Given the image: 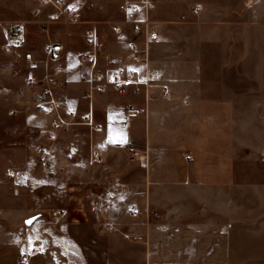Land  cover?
<instances>
[{"label": "rangeland", "instance_id": "obj_1", "mask_svg": "<svg viewBox=\"0 0 264 264\" xmlns=\"http://www.w3.org/2000/svg\"><path fill=\"white\" fill-rule=\"evenodd\" d=\"M19 1L20 4L33 5L38 12L30 18L10 20H27V38L12 51L6 50L3 45L0 50V215H94L100 218L101 215L123 213L134 215L130 212L135 208L140 209V213L135 215H145L151 221L163 215H190L188 219L178 221L179 227L188 222L198 226L202 232L208 230L209 224L212 247L213 242L222 241L223 252L220 255H226L237 264H264V74L250 75V61H246L245 74L226 77V102L219 107L218 102L213 101L219 96V76L174 77L170 75L169 68L153 71L151 66L155 61H164L166 56L170 59L176 51L184 54L183 58L192 52L195 53L193 56H197V50L203 46L187 43L188 35L203 36L206 31L187 28L189 12L182 11L180 20L184 22L180 25L183 27L177 28V33H172L169 27H160L167 43L164 45L158 41L152 45L149 67L150 85L154 88L151 86L150 94L161 100L172 99L175 93L174 98L177 99H192L190 96L203 99L201 93L196 92L197 85L203 81L210 83V107H194L193 111L191 108L162 110L175 112L179 124H186L187 120L196 124L210 120L212 130L205 134V140H202V131L194 138L178 133V140L170 131L158 135L162 146L173 148L178 145V155L161 157L163 163H170L177 171L150 173L145 170L139 163V159L144 157L139 143H132L125 146L130 153L127 159L130 164L123 163L121 155L117 156L114 163L89 170L80 184L75 183L80 175L73 169L57 172L52 168L49 172H35L32 165L41 164L39 150L42 146L52 145L53 152L65 154L75 162L82 158L81 154L88 156L91 135L90 126L86 124L54 125L53 116L44 109L40 111L41 104L32 100L26 83L28 74L34 72L38 78H45L56 67H62V73L54 75L52 88L62 104L64 117L69 119V109L78 107L81 110L86 106L85 102L82 103L83 95L87 96L88 85L84 76L86 64L83 50L84 36L93 26L89 21L98 22L101 40L99 61L104 69L127 61L128 44L123 34L114 33L110 28V20L124 18L114 0H95L93 6L84 7L82 18L88 22H53L48 32L40 24L50 7H38L34 0ZM75 1L81 3V0ZM152 16L155 18L153 11ZM4 22L8 21H3L2 27L0 25V43L5 39ZM126 28L127 24L123 32ZM48 39L62 46L49 65L42 54V47ZM31 50H34L35 57L32 65L25 59V54ZM262 67L264 69V60H260ZM172 79H177L176 92L171 89ZM167 86L169 88L166 89ZM125 95L129 100L127 103L131 104V92ZM96 100L99 103V99ZM12 110L16 112L12 113ZM163 116L160 117L162 125L172 122L163 119ZM143 146L148 148L149 143ZM186 153H190L191 159L185 157ZM36 176L42 182L30 181ZM49 176L52 182L43 183V179ZM98 180L125 182L129 186L125 185L124 191L116 190L127 193L128 197L120 200L118 208L96 198L104 190L96 187ZM153 180L157 187L148 188ZM144 182L147 184L145 202L141 201ZM75 190L79 199L74 194ZM149 195L152 196L150 199ZM95 199L100 202L96 210L92 208ZM5 220L0 221L2 228H10ZM98 221L101 226H107V221ZM22 259L20 255L19 261Z\"/></svg>", "mask_w": 264, "mask_h": 264}, {"label": "crops", "instance_id": "obj_2", "mask_svg": "<svg viewBox=\"0 0 264 264\" xmlns=\"http://www.w3.org/2000/svg\"><path fill=\"white\" fill-rule=\"evenodd\" d=\"M114 1L119 3L121 0ZM151 1L159 29L169 27L172 33H177L176 29L183 27L180 24L184 22L180 20L181 12L187 11L190 16L187 28H202L206 31L203 36L190 34L186 37L188 44L203 45L197 50V56H193L195 53L192 52L190 56L183 58L184 54L176 51L170 59L166 56L164 61H155L151 66L153 71L169 68L170 75L174 77L219 76V96L213 100L218 102L219 107L226 102V77L245 74L243 71L246 61H250V75L264 74L263 67L260 68V60H264V0ZM34 2L36 6H41L36 0ZM196 3L202 4L198 12L193 11ZM37 12L38 8L28 3L20 4L19 0H0V25L2 27L3 21L18 17L30 18ZM158 41L164 45L167 43L161 29ZM4 44L5 39L0 43V50L2 45L5 47ZM35 51L40 52L37 48ZM184 60L187 61L186 64L183 63ZM176 80L171 81V89L175 92L178 91ZM151 86L149 83L141 93L127 91L132 94L130 100L135 108L133 111L127 107L129 100L125 94L110 93L107 97L97 95L93 101L83 95L82 103L85 102L86 106L80 111L90 112L101 127L96 129L90 126L91 149L88 156L81 154L82 158L73 162L65 154L53 152L49 162L40 158L41 164L32 165V170L49 172L53 168L52 170L59 172L73 169L80 175L75 183L80 184L89 170L93 171L99 165H110L117 156L121 155L122 162L130 164L127 160L130 153L125 146L139 143L138 147L144 156L139 159V163L145 170L148 169L150 173L158 170L177 171L170 163H163L161 157L178 155V145L173 148L162 146L158 135L170 131L178 140V133L186 134L187 137L192 135L190 138H194L195 134L202 131V140H205V134L208 135L212 130L211 121L202 120L196 124L187 120L186 124H179L175 112L162 109L191 108L193 111L194 107L208 108L211 104V86L206 81L198 83L196 92L201 93L203 99L190 96L192 99L187 100L174 98L176 93L172 99H155V94H150L154 88ZM147 94L149 97L145 99ZM54 97L62 108L58 97ZM43 106L40 105V111H44ZM71 109L79 110L78 107ZM163 114V119L172 120L165 126L160 122ZM146 143H149L148 148L143 146ZM39 152L42 157L41 150ZM37 176L30 181L42 182ZM44 182H52L51 176L44 178ZM153 182L154 180L149 182L148 188L157 187ZM125 185L129 186L122 181L112 183L109 180H98L96 187L104 190L96 198L118 208L120 200H125L128 195L116 189L124 191ZM142 187L141 201L145 202L147 184L144 182ZM108 189L114 190L109 192ZM75 193L79 199V193L76 190ZM151 197L149 195V199ZM189 217L190 215H163L160 219L151 221L145 215L124 213L101 215L100 218L94 215H0V221L6 219L10 226L2 228L0 224V264H237L226 255H220L223 252L222 241L217 244L213 242L212 247L209 224L208 230L202 232L198 230V226L188 222L179 227L178 221ZM98 219L107 221L110 226H101ZM20 255L24 261H19Z\"/></svg>", "mask_w": 264, "mask_h": 264}, {"label": "built area", "instance_id": "obj_3", "mask_svg": "<svg viewBox=\"0 0 264 264\" xmlns=\"http://www.w3.org/2000/svg\"><path fill=\"white\" fill-rule=\"evenodd\" d=\"M36 1L43 7H50L40 24L45 32L49 31L50 23L53 22H88V20L82 18L81 10L84 7H91L95 4V0H81V3L75 0ZM201 8L202 4L196 3L193 11L198 12ZM118 10L124 15V18L110 20V28L114 33L123 34L125 37L129 48L127 61L111 69L102 67L99 61L101 40L97 21H89L93 26L87 30L84 36L83 61L86 64L84 76L88 83L86 95L91 101L97 95L107 97L110 93L125 94L129 90H133L134 93H141L144 87L150 83L149 61L151 59V47L160 38L158 20L152 16V1L121 0L118 3ZM125 24L128 25V28L123 32ZM3 31L5 35L4 46L8 51H12L16 46L26 41L27 25L25 21L13 20L4 22ZM61 50L62 46L60 44L48 39L42 47V54L45 55L46 64L49 65V61L55 59ZM25 59L31 65L35 63V57L32 52L26 53ZM62 71V67H56L45 78H38L34 72H30L26 83L32 100L44 105L43 109L45 112L53 116L54 125L81 123L100 129V125L96 123L90 112L70 109L68 111L69 119L64 117L62 108L55 99L52 88L55 82L54 75H58ZM127 107L132 111L135 110L131 104H128ZM15 112V110H12V113ZM41 152V160L48 162L53 155L52 145L42 146ZM185 157L191 159L190 153H186ZM99 205V200L95 199L92 201L94 210L98 209ZM138 213H140V209L135 208L132 210V214ZM105 224L110 226L107 222ZM22 261L24 260L22 259Z\"/></svg>", "mask_w": 264, "mask_h": 264}]
</instances>
